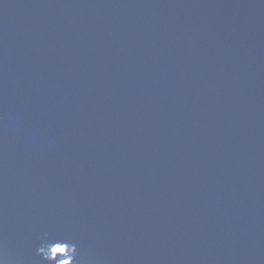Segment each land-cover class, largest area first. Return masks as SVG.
I'll use <instances>...</instances> for the list:
<instances>
[{
	"label": "water",
	"instance_id": "obj_1",
	"mask_svg": "<svg viewBox=\"0 0 264 264\" xmlns=\"http://www.w3.org/2000/svg\"><path fill=\"white\" fill-rule=\"evenodd\" d=\"M42 242L264 264V0H0V259Z\"/></svg>",
	"mask_w": 264,
	"mask_h": 264
},
{
	"label": "clouds",
	"instance_id": "obj_2",
	"mask_svg": "<svg viewBox=\"0 0 264 264\" xmlns=\"http://www.w3.org/2000/svg\"><path fill=\"white\" fill-rule=\"evenodd\" d=\"M72 244V248L70 251L76 257L77 254V248L74 243ZM37 254L40 255L43 259V261L48 262V264H53V261L55 260V252L50 248L49 243L42 242L39 248L37 249ZM0 264H4V260L0 259ZM57 264H63L62 261H58ZM78 264V262H76Z\"/></svg>",
	"mask_w": 264,
	"mask_h": 264
}]
</instances>
